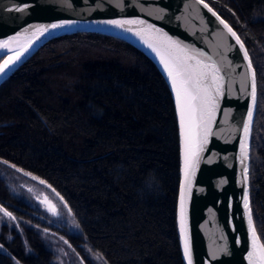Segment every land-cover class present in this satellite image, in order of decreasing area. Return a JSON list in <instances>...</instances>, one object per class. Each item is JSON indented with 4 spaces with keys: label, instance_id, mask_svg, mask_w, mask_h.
Here are the masks:
<instances>
[{
    "label": "trees",
    "instance_id": "1",
    "mask_svg": "<svg viewBox=\"0 0 264 264\" xmlns=\"http://www.w3.org/2000/svg\"><path fill=\"white\" fill-rule=\"evenodd\" d=\"M205 1L238 32L256 72L250 198L264 243V0ZM0 164L43 181L76 225L57 227L59 219L16 194L0 172V207L28 223L0 222V264H55L40 228L62 231L82 254L93 251L108 264H185L174 100L156 64L127 41L65 35L6 80Z\"/></svg>",
    "mask_w": 264,
    "mask_h": 264
},
{
    "label": "water",
    "instance_id": "2",
    "mask_svg": "<svg viewBox=\"0 0 264 264\" xmlns=\"http://www.w3.org/2000/svg\"><path fill=\"white\" fill-rule=\"evenodd\" d=\"M20 8L23 10L18 11ZM114 20L144 23L120 27L110 23ZM221 20L236 33L243 48L220 23ZM53 24L62 27L51 28ZM44 28L47 31H43ZM129 28L132 31H128ZM79 32L103 33L132 44L156 64L170 88L180 136L177 225L185 264H188V257L184 254L186 238L192 264H251L252 234L244 200L247 198L252 210L251 136L258 92L255 72L256 100L253 104L251 73L255 68L238 32L205 0L203 3L200 0H0V42H9L7 49L0 48V66L5 60H12L0 72V86L48 42ZM167 38L189 54L203 53L197 59L204 63L215 62L220 76L216 81L220 86L219 93L215 92L213 85L215 99L211 133L190 177L191 188L184 194V233L180 230L181 188L185 181L179 109L169 80L148 52L147 48L153 51L152 48L145 43L147 40L159 46V42ZM17 53L19 59H16ZM249 59L251 69L248 67ZM250 111L252 119L249 124ZM246 124L249 125L247 138L243 132ZM242 144L245 145L243 152L246 156L242 155ZM256 233L259 237L257 230ZM259 240L262 243L260 237Z\"/></svg>",
    "mask_w": 264,
    "mask_h": 264
},
{
    "label": "snow or ice",
    "instance_id": "3",
    "mask_svg": "<svg viewBox=\"0 0 264 264\" xmlns=\"http://www.w3.org/2000/svg\"><path fill=\"white\" fill-rule=\"evenodd\" d=\"M203 3V0H200ZM207 7V5H204ZM22 11L23 9H17ZM211 11V9H209ZM110 23L123 27L125 24H143V21L136 20H114ZM224 27L228 32L235 37L236 42L243 48L242 42L236 33L224 22ZM62 27V25L53 24L51 28ZM43 31H47L46 28ZM128 31H132L131 28ZM140 35V32H137ZM157 56H159L161 63L167 71V75L171 78V87L175 91V100L179 109V126L184 144V186L181 188L180 198V230L182 233L185 229L184 216V194L185 190H190V177L194 174V168L199 160L200 152L203 150V145L207 143V138L211 133V115L214 111L213 102L215 99L213 93V85H215V92H220V86L216 81L220 79L219 68L216 67L215 62L204 63L203 60L197 59V56H203V53L194 52L189 54L185 49L181 48L175 41L170 38L159 42V46L149 43L145 40ZM9 42L7 40L0 42V48L7 49ZM244 56L247 58L248 54L245 51ZM16 59H19V53L16 54ZM194 61V63H191ZM12 60L9 58L4 61V65L0 66V72L7 67ZM248 67L251 69V60L249 59ZM211 79V83H209ZM251 97L253 104L256 100V82L255 71L251 73ZM249 124L252 119V112L248 113ZM244 136L247 138L249 133V125H244ZM245 145H241L242 155L247 154L243 152ZM43 183V181H41ZM244 207L247 209L248 224L252 234V251L249 253V260L251 264H264V243H261L257 236L255 227L253 226V214L249 206L247 198L244 200ZM55 214L54 206L50 208ZM11 217V213H6ZM184 254L188 257V264H192V258L189 251L187 238L185 239Z\"/></svg>",
    "mask_w": 264,
    "mask_h": 264
},
{
    "label": "rangeland",
    "instance_id": "4",
    "mask_svg": "<svg viewBox=\"0 0 264 264\" xmlns=\"http://www.w3.org/2000/svg\"><path fill=\"white\" fill-rule=\"evenodd\" d=\"M0 166V172L6 177L11 189L16 194H19L30 203L32 201L39 203L49 214L59 219L61 223L57 227L67 226V228L76 230L72 213L68 211L62 200L55 193L40 183V179L31 173L12 166L4 164H0ZM53 206L55 214L50 211ZM6 213H11V217L6 215ZM0 222H7L14 227H20L21 223L23 225L28 224L24 217H21V219L17 218L12 212L2 207H0ZM39 231L42 240L54 253L55 264H108L100 255L93 251L87 250L85 254H82L79 249L71 244L68 237L58 229L40 228Z\"/></svg>",
    "mask_w": 264,
    "mask_h": 264
},
{
    "label": "bare ground",
    "instance_id": "5",
    "mask_svg": "<svg viewBox=\"0 0 264 264\" xmlns=\"http://www.w3.org/2000/svg\"><path fill=\"white\" fill-rule=\"evenodd\" d=\"M147 50L153 56V58L156 60V62L158 63V65L160 66V68L162 69L163 73L166 75L167 79L169 80V82L171 84V78L167 75V71L164 68L163 64L161 63L159 56H157V54H155L150 49L147 48ZM173 91H174V89H173ZM174 94H175V91H174Z\"/></svg>",
    "mask_w": 264,
    "mask_h": 264
}]
</instances>
